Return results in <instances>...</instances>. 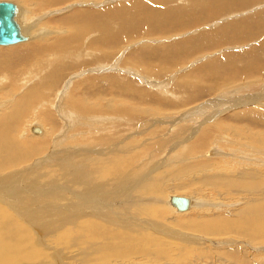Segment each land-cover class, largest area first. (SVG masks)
I'll use <instances>...</instances> for the list:
<instances>
[{
  "label": "rangeland",
  "instance_id": "rangeland-1",
  "mask_svg": "<svg viewBox=\"0 0 264 264\" xmlns=\"http://www.w3.org/2000/svg\"><path fill=\"white\" fill-rule=\"evenodd\" d=\"M51 1L0 0L25 11L19 23L31 32L30 41L0 50L66 40L72 46L64 53L77 52L75 63L66 61L70 66L46 61L55 54L35 57L26 71L13 57L0 63V118L22 110L14 120L16 146L35 148L27 161L0 169V264H264V238L243 227L264 218V140L234 134L244 125L227 119L254 106L264 116V76L215 85L212 76L198 74L224 56L264 52V23L253 21L264 15V0L239 5L244 9L237 6L242 0H73L55 7ZM138 2L151 9L148 17L163 14L158 29H166L152 33L135 9L131 18L119 17ZM222 6L227 9L210 16ZM61 20L66 23L53 25ZM118 21L129 24L122 28ZM106 22L110 36L121 38L101 45L110 37ZM187 22L194 25L179 29ZM236 22L252 25L220 30ZM228 32L242 42L234 45ZM196 38L207 47L203 52L191 45V54L178 61L156 57ZM256 54L253 64H264V53ZM28 73L35 93L17 108ZM68 114L78 118L69 122ZM125 117L131 122H122ZM32 124L45 134H32ZM84 171L87 180H81ZM19 173L29 179L24 191L23 180L13 176ZM175 195L196 205L177 213L168 201ZM224 216L231 225L208 232Z\"/></svg>",
  "mask_w": 264,
  "mask_h": 264
},
{
  "label": "bare ground",
  "instance_id": "bare-ground-1",
  "mask_svg": "<svg viewBox=\"0 0 264 264\" xmlns=\"http://www.w3.org/2000/svg\"><path fill=\"white\" fill-rule=\"evenodd\" d=\"M23 1L28 2V0H23ZM65 1L71 2L73 0H56V1L52 0L51 2H49V6L55 7V6L59 5L60 3L65 2ZM158 1H160L161 3H166L167 0H158ZM254 1L256 2V0H242V3L237 5L238 9H244L245 8V7L243 8V7L239 6V5H245L246 7L247 6H251L252 4H254L253 3ZM106 3H108V2H106ZM92 4L94 5V3H92ZM98 4H101V3H98ZM145 5L146 4H144V3L138 2V4H136V6L124 7L125 9H123V11L119 15V17H121L122 15H127L128 19L131 18L132 17V13L131 12H133V10L135 9L138 12L137 13L134 12V13H136L139 16V18L143 21L144 24L147 25V28H149L152 33H155V31H157V30H159V31L165 30L166 28L158 29V26L164 25V23L162 22V20L164 19V15L161 14V13H155V14H152L151 17H148L149 14H151V13H149V11L151 9H148L147 7H145ZM226 9H227V6L219 7L218 12L216 14L210 15V16H212V17L216 16V15H218L219 12H222V11H224ZM109 12L110 11H108L106 13H101V14L102 15H106V14H109ZM167 12H169L171 14V16L174 15V12L172 10L171 11H167ZM24 13H25V11L22 8H20L19 6L16 5V14H15L14 20H15L17 26L19 27L20 35L23 38V40L18 42V43H14V44H10V45H0V46L10 47L11 45L23 44V43H26V41H30L31 40V37H30L31 32L28 29H25L26 27L24 26V24L21 25V23H19L20 18H21V21L23 22V19L25 18L24 17ZM82 13H86V12H82ZM25 16H27V14H25ZM46 16H48V15L46 14ZM138 16H136V17H138ZM253 21H254V24L264 23V15L261 14L260 16H256ZM58 23H66V22L64 20H61V21H58L57 23H55L53 25H56ZM118 23H119V25H121L122 28L129 24V23H126V22H123V21L122 22L118 21ZM193 25L194 24H191V26H193ZM251 25H252V23H241V22L237 23L236 22V23H234L232 25L225 26L224 28H222L220 30L236 32L237 30H241V29L249 27ZM65 26L67 28L70 27L68 25H65ZM148 26H150V27H148ZM191 26H190V23L187 22V24H185L183 26V28L179 25V29H183L182 31H184V30H187ZM103 29L105 30L106 33L109 34V36L115 34L113 32V27L111 25V22H106L105 24H103ZM41 32H43V31H41ZM41 32H39V33H41ZM119 33H121V32H119ZM131 33L133 35H137L139 33V31L137 29H134V30L131 31ZM230 33L231 32H228L227 37H228V39L229 38H233V39L236 40V42L233 43L234 45L236 43L242 42V38H240L239 34H236L234 37H229ZM202 37L203 36L198 37V38H202ZM119 38H121L120 35L114 36V37L110 36L109 38L104 39L103 42L101 43V45H107V43H109L110 41H111L112 44H114V43L118 42ZM198 38H196V39H194L192 41L188 40V42L180 43L178 45L179 51L177 53L171 54L169 52L164 53V52H160L159 51L157 53L156 57H158L160 59H163V60H168L171 63L174 62V61H178V60H180L182 58L183 55L191 54V45L195 46L194 52H196V53L197 52H203L204 49H206L207 47L199 45L198 44V42H199ZM74 42H76V41H74ZM70 46H72V44L70 42H67L66 40H58V41L51 40V41H49L47 43H44L43 40L42 41H32L31 43L26 44L25 46H20L18 48H12L10 50H0V63L2 61L6 62L7 61L5 59L6 57H10V58L13 57L18 62L16 67H20V65L23 64L24 66H26V69L24 68L25 69L24 71H26L27 67L31 66L34 63L35 57H37L39 55H42V54H44L45 56L48 55V54H55V56H53L50 59H47L46 61L48 63H55V64H57L60 67H62L64 65L65 66H70V64H65L66 61H67V63L68 62L75 63L74 62L75 56H77V52H75L74 54H66V53H64V50L66 48L70 47ZM253 52H255V55L253 54ZM253 52L251 54L249 52V54L252 55V57L243 56L240 59L238 57L237 58L234 57L235 55H232V57L231 56H224V58H221L220 60L210 61V62L206 63L204 65V67H202V68H200L198 70V74L201 77L212 76L213 77V81L212 82L215 85H221L222 82L228 81V80H232V81L244 80V81H247L248 79L253 80V79H256L258 77H262V76H264V64L261 63V62H256L255 64H253V63H254L255 57L257 55L256 53H264V52H258L255 49L253 50ZM166 54H169L170 56L167 57ZM239 54H242V53H239ZM117 57H118L117 60H122L121 57L120 58H119V56H117ZM23 61H24V63H21ZM235 61L245 62L248 65L247 66L248 68H235V63H234ZM48 66L51 67L52 64H47L46 67H48ZM6 68H7V70L9 69V67L6 66V67L3 68V70H5ZM98 68L99 69H101V68L104 69V67H102V66H98ZM99 69H96V68L94 69L93 68L92 71L93 72H98V71L100 72L101 70H99ZM242 70H245V71H242ZM15 72H17V71H15ZM216 72H217V74H216ZM221 72L222 73H229L230 74L229 78L226 79V80L221 79V76H220ZM16 74L19 75L18 72ZM54 74L59 77L60 72L55 71ZM27 75H28V77L25 78V83H24V86H25L24 92L26 91V93H23L21 98H19L17 100L18 103L15 105L17 108L27 104V102L31 100L32 94L35 93V87L28 86L30 84V76L31 75H30V73H28ZM79 77L80 76H78V78ZM213 87H214V85H213ZM244 105H247V104H244ZM61 109H62V111H65L64 110L65 108H61ZM22 114H23V111L22 110H18L16 112H14L12 114V116H9L7 118H5V117L0 118V124L4 123L3 126L0 125V169L11 168V167L16 166L17 164H19V162H21V161H27L29 159V157H30V154L35 150V148L32 147L31 145H30V148H29V146H25L26 148H29L27 150H25V148H23V147L16 146V141L14 140L15 134L13 133V129L16 126L14 120L15 121L18 120V118L20 116H22ZM68 116H69V119H70V120H68L69 122L72 120V118H78V116L74 115V114H68ZM68 116H67V118H68ZM97 117L98 116H96V118ZM90 118H92V117H90ZM94 118H95V116H94ZM89 119L87 120L89 122L88 124L99 123V121L97 119H93L92 121H90ZM102 119L100 120V122L105 124L107 121L102 120ZM227 119H229L230 121H239V122L243 123V125H244V127L238 126L233 131L234 134H236V135H239V134L244 135L246 139H248L249 137H253L254 139L258 138L260 140V142H261V140H264V116L258 110H256V106H254L252 108L245 109L244 111L238 113V115H236L234 117H228ZM74 121H77V120L74 119ZM125 121L131 122L128 117H125V120H122V122H125ZM9 124H11V125L8 126ZM255 130H257V132L254 133L253 131H255ZM30 131H31L32 134H35V136H41L42 134H45L44 129L42 128V126L40 127L39 124H32L30 126ZM38 166H40V165L37 163L36 167H38ZM81 174H82V177H83V179H81V180H87L88 179V175H87L86 171L81 172ZM32 175H34V174L32 173ZM13 176L15 177V179L17 181L23 180L24 184H21V187H22L21 191H24L23 187H26V183H27V185L29 184L28 183L29 179L27 178L28 176L25 175L24 173L14 174ZM84 177H85V179H84ZM29 189H35V188H31L30 187ZM41 191H42L41 193H44V191H46V190L41 189ZM15 192H16V190H14V192L11 195L13 196ZM2 196L4 197L5 195H1V197ZM175 197L186 199L189 202L188 208L182 210L179 207H177V205L176 206L173 205L171 199L175 198ZM85 199H86L87 203H91V201L89 199H87V198H85ZM104 201H105V199H104ZM168 201H169V205L171 206V208L175 209V211L177 213L189 212L192 209V207L196 205V203H195L193 198L191 199V198L183 197V196L182 197L176 196V195L175 196H171ZM33 203H35V201ZM36 204H38V203H36ZM30 206H32V205H30ZM34 206H35V204H34ZM25 207H27V206H25ZM35 208H37V207H35ZM88 208L94 209L90 213H93L97 209L96 206L95 207L93 206V204H91ZM34 211H35V209H34ZM115 211H117V210L115 209ZM30 213H31V210H30ZM37 213H35V214L37 215ZM31 215H33V213ZM33 217H34V215H33ZM104 218H106V216ZM42 221H44V220H42ZM127 222H129V221H125V223H127ZM231 222L232 221L229 220L228 218H226L225 216L224 217H220V219L218 220L217 227H215L216 229L209 227V229H207V230H208V232L210 231V232H212L214 234L217 233V231H225V229H227L231 225ZM127 224H125L124 226H128ZM40 225L43 226L42 224H40ZM189 225L190 224H184L183 228H186ZM44 227H47V226H44ZM243 227L246 229V231H245L246 233H250L252 235H255L254 236L255 239H263L264 238V218L260 219L257 222V225H255L254 227H249V228H247L245 226H243ZM3 241H5V240H3ZM3 241L1 243H3ZM8 257L9 256H7L6 261L8 260ZM15 258L17 259L18 256H15L14 260H15ZM12 259L13 258H11V260Z\"/></svg>",
  "mask_w": 264,
  "mask_h": 264
},
{
  "label": "water",
  "instance_id": "water-1",
  "mask_svg": "<svg viewBox=\"0 0 264 264\" xmlns=\"http://www.w3.org/2000/svg\"><path fill=\"white\" fill-rule=\"evenodd\" d=\"M16 5L13 2H0V45H10L23 40L14 17ZM173 205L180 209H187L189 202L184 198L171 199Z\"/></svg>",
  "mask_w": 264,
  "mask_h": 264
}]
</instances>
